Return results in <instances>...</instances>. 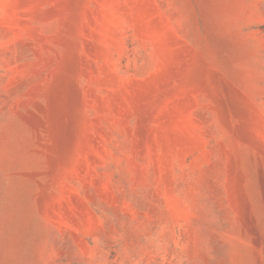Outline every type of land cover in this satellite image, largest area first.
Returning a JSON list of instances; mask_svg holds the SVG:
<instances>
[{"label": "rangeland", "instance_id": "rangeland-1", "mask_svg": "<svg viewBox=\"0 0 264 264\" xmlns=\"http://www.w3.org/2000/svg\"><path fill=\"white\" fill-rule=\"evenodd\" d=\"M0 264H264V0H0Z\"/></svg>", "mask_w": 264, "mask_h": 264}]
</instances>
